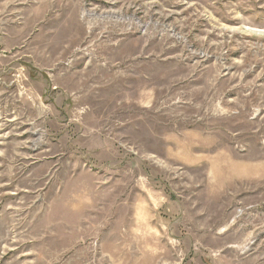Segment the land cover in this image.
<instances>
[{"label": "rangeland", "instance_id": "obj_1", "mask_svg": "<svg viewBox=\"0 0 264 264\" xmlns=\"http://www.w3.org/2000/svg\"><path fill=\"white\" fill-rule=\"evenodd\" d=\"M0 264H264V0H0Z\"/></svg>", "mask_w": 264, "mask_h": 264}]
</instances>
